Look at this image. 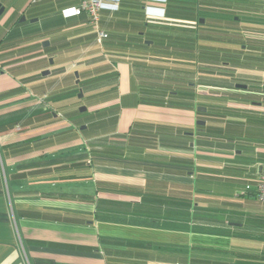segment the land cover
Here are the masks:
<instances>
[{
    "label": "crops",
    "instance_id": "obj_1",
    "mask_svg": "<svg viewBox=\"0 0 264 264\" xmlns=\"http://www.w3.org/2000/svg\"><path fill=\"white\" fill-rule=\"evenodd\" d=\"M105 1L100 44L79 0H0V264L238 263L201 240H244L237 206L264 165V79L231 64L241 18ZM198 34L203 60L177 42ZM79 72L94 85L85 112L116 108L114 121L82 123Z\"/></svg>",
    "mask_w": 264,
    "mask_h": 264
},
{
    "label": "trees",
    "instance_id": "obj_2",
    "mask_svg": "<svg viewBox=\"0 0 264 264\" xmlns=\"http://www.w3.org/2000/svg\"><path fill=\"white\" fill-rule=\"evenodd\" d=\"M164 1H165V3L167 2L166 0H164ZM195 1H196L195 2V4H196L195 10H197V8L198 9L202 8L203 9L202 11H205L204 12L205 14H209V16L210 17H214V20H215V19H219L220 18L219 16H217V15H220V13H223V14L227 13V15H232V17L234 18L236 16V14H238V11H237L238 9H241V12H242L243 5L247 6L246 8H249L251 6H254V3H256L257 1H261V0H195ZM79 4L81 5V0H79ZM258 4L259 5H257V6L260 7V3H258ZM207 5L211 6L212 8H208L207 10H205L204 7H200V6H207ZM183 6H186V5H183ZM191 7L192 6L189 5V8L191 10H193ZM75 16H78V15H76V13H75ZM80 16H82V15H80ZM215 16H217V18H215ZM235 22L238 23V20H236V21L234 20V23H233L234 25H236L235 31H238L237 32L238 33V36H237L238 40H237V38L235 39V37L232 36V39H229V42L230 43H239V45L241 44V46H240V49H238V50L230 51V52H233V54H231V56H230L233 59V60H231L232 66H234V67H242V68L248 69L250 71H255V70H260L261 71V70H264V41H261V39L260 40L259 39L258 40H252V41H256L257 43H251V42L245 41V37L247 35L246 34L247 32H245L243 30H239V27L237 26V23H235ZM243 22H247L246 18L243 19ZM215 28H217V27H214L213 31H219V30H217ZM218 35H221V36H218ZM225 35L226 34L214 32L213 38L212 39L211 38H207V41H209V40L215 41L216 40V36H217V37L220 38V40H221L220 42H226V41H228V39H226L227 36H225ZM108 37H109V35H108ZM201 39H204V38H201V36H199V34H198V35H196V38H193V40H191V41L177 40V42L180 43V44L185 42L186 43L185 45H188L190 48H193L192 52L190 51V56L194 52H196V56H195L196 59L203 60L205 57L208 58L210 54H208L207 52L202 51L203 48H200L201 46H203L200 43ZM244 47H245V49H244ZM139 48H140V51H141V49H144L145 46L143 44H140ZM197 49H201V52H199V50H197ZM220 51L221 50H219V51L218 50H213V54L214 55L211 53V57H213L212 60H213L214 63L218 60V56L220 55ZM247 53H250V54H247ZM79 75H80V80H81V82L79 83L80 84L79 86H81L82 88L79 89V90L76 89L75 92H69V93L70 94L74 93L77 96V92L78 93L80 92L81 96L85 97V99L87 100L88 99L87 94H90L92 92L91 90L94 87V85L90 86L89 84H87V82L91 83L92 81L86 80V77L83 78L85 76V74L82 77V73L79 72ZM115 78H116V82H117V80H118L117 79V73L115 75ZM96 80H100V79H96ZM116 82H114V81H112L110 79L108 80V79H104L103 78L102 81L96 82V83L102 85L103 87H105V91H103V95L104 96H108V92L109 91H110V93H112L114 91V88H113L112 85L116 84ZM108 84H110V85H108ZM108 86L110 88H108ZM71 95H73V94H71ZM87 102L91 103L88 100H87ZM115 109L116 108L109 109V110L110 111H115ZM109 110L106 109V110H101L99 112H91L90 117L88 118L89 121H87L88 119L85 120L86 125L88 123H92V125L94 126V124L98 125L100 122H102L103 124H107V123H109V121H114L118 116H117V114L108 115L107 112ZM87 113H88V111H87ZM95 115H96V117H94ZM93 122H95V123L93 124ZM82 123L85 124L84 121H82ZM256 186H257V184H256ZM246 191H249L256 198V200L258 201L256 187H255V189H251L250 186H247ZM184 204H187V203H184ZM188 205L189 206L193 205V207H194V201L190 200V204H188ZM230 234H229V236H230ZM237 235L239 236V238H242L244 240L247 239V237L245 236V231L244 230H239L237 232ZM232 236H235V235H232ZM250 239L253 240L254 237L250 235L249 240ZM258 241H259V239H258ZM234 254L238 258V261H237L238 263H236V264H264V249H262L261 252H259V251L258 252L257 251L256 252L248 251V252H238V253H234Z\"/></svg>",
    "mask_w": 264,
    "mask_h": 264
},
{
    "label": "rangeland",
    "instance_id": "obj_3",
    "mask_svg": "<svg viewBox=\"0 0 264 264\" xmlns=\"http://www.w3.org/2000/svg\"><path fill=\"white\" fill-rule=\"evenodd\" d=\"M260 3V7L258 3ZM254 3V6H251L249 8H246L247 6L243 5V10L242 12H238L236 16H239L241 18V21H238L237 26L239 27V30H243L247 32L245 41L251 42V43H257L256 41L252 40H260L264 41V0L257 1ZM248 17V18H247ZM246 18L247 22H243V19ZM232 24V28L235 27L236 25ZM220 38H216L214 41V50L216 49H224L227 45L224 44V42H220ZM248 45V44H247ZM239 46V45H238ZM240 47V46H239ZM250 47V46H249ZM248 47V48H249ZM250 54V53H247ZM218 60L222 62H226L222 56H218ZM241 70V69H240ZM261 72V78L264 79V70L261 71H248V70H241V73L249 76L251 78H255L258 76L259 73ZM75 102L77 105V114L80 116V119L85 122L90 117V112H81L80 108L81 106H86L89 108L87 100L85 97H81L80 94L75 98ZM89 121V119L87 120ZM221 136V135H219ZM91 145V144H90ZM242 206L238 207L237 206V212L241 215L243 218V223L245 224L244 226V231H245V236L247 239L242 240L241 242H238L237 239H230V238H222L219 236H210V237H202L204 243H206V246L214 249H232V250H237V251H242V252H248L251 251V249H254V243H255V249L258 245L257 241L258 239L260 242H264V204H261L259 201H256L254 197H250L248 199L242 200ZM250 235L254 237L253 240H249ZM259 252L262 251L263 246L262 244H259ZM256 252V250H254ZM210 254V256H221L224 257L220 253L216 252H210L207 253Z\"/></svg>",
    "mask_w": 264,
    "mask_h": 264
},
{
    "label": "built area",
    "instance_id": "obj_4",
    "mask_svg": "<svg viewBox=\"0 0 264 264\" xmlns=\"http://www.w3.org/2000/svg\"><path fill=\"white\" fill-rule=\"evenodd\" d=\"M106 4L105 0H81L80 7L75 11L76 15L87 14L90 17V22L94 26L98 42L102 44L107 38L108 34L101 29V13ZM258 201L264 204V165L260 167V176L256 186Z\"/></svg>",
    "mask_w": 264,
    "mask_h": 264
},
{
    "label": "water",
    "instance_id": "obj_5",
    "mask_svg": "<svg viewBox=\"0 0 264 264\" xmlns=\"http://www.w3.org/2000/svg\"><path fill=\"white\" fill-rule=\"evenodd\" d=\"M4 12V9L0 6V15L2 14ZM25 20V18L23 19V21ZM77 76H78V74H77ZM87 110V108L86 107H82L81 109H80V111L81 112H85ZM203 124H204V122H203Z\"/></svg>",
    "mask_w": 264,
    "mask_h": 264
}]
</instances>
